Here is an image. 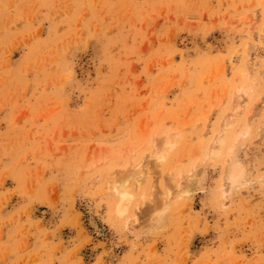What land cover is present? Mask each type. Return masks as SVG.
I'll return each mask as SVG.
<instances>
[{
	"label": "rangeland",
	"instance_id": "rangeland-1",
	"mask_svg": "<svg viewBox=\"0 0 264 264\" xmlns=\"http://www.w3.org/2000/svg\"><path fill=\"white\" fill-rule=\"evenodd\" d=\"M0 264H264V0H0Z\"/></svg>",
	"mask_w": 264,
	"mask_h": 264
},
{
	"label": "bare ground",
	"instance_id": "bare-ground-1",
	"mask_svg": "<svg viewBox=\"0 0 264 264\" xmlns=\"http://www.w3.org/2000/svg\"><path fill=\"white\" fill-rule=\"evenodd\" d=\"M247 91L248 89L245 88L244 86H241L240 88L236 90L235 92L236 98L234 102L235 104L234 109L236 108V111L233 112L230 116L227 115V117H225L222 120L221 127L223 129L214 138L213 143L210 146L209 151L207 152L208 157L218 158L220 157V155L223 154L224 150L226 149L228 150V159L226 161V168H225L226 171H225V179H224L225 180V184H224L225 190L224 191L226 192L225 196L229 198H231L234 188L243 184L247 180V174L244 170V167L239 162L237 155H236L237 146L242 136L241 135H239L238 137L236 136L235 141H233L234 138L229 136L227 133V129L233 126L234 121L238 119L240 116V112H239L240 104L238 100L240 101L243 98V96H245ZM170 133L171 132H168L167 134H165L162 140L160 139L161 142L160 140L156 142V145H155L156 147L160 145V147H157L152 152V156L154 157L156 161H159L164 158V150L166 146H168L169 148L174 146V140L171 137L172 135ZM192 173L193 174L191 176L195 177L198 173V169L194 168ZM117 175L118 174L115 175L116 178L113 179L111 183V187L109 189H111L113 192L112 196L115 200L114 205H115V210H116V216L122 217L123 214H125L128 211L129 206L131 205L132 199L134 197V194L132 193V190L129 185L131 174L125 175V174L120 173V176L119 175L117 176ZM191 181L192 180H189V182L187 183L186 185L187 188L191 186V183H192ZM165 209L160 211L157 214V216L154 218L155 222L159 225L165 219V212H166Z\"/></svg>",
	"mask_w": 264,
	"mask_h": 264
}]
</instances>
